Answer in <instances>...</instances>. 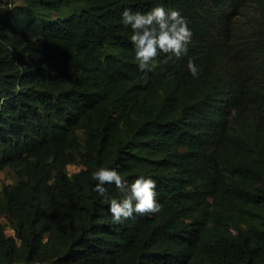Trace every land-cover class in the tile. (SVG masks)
Segmentation results:
<instances>
[{
    "label": "trees",
    "instance_id": "obj_1",
    "mask_svg": "<svg viewBox=\"0 0 264 264\" xmlns=\"http://www.w3.org/2000/svg\"><path fill=\"white\" fill-rule=\"evenodd\" d=\"M23 1L0 8V264H264V0ZM158 4L193 43L145 73L121 13ZM101 166L154 179L160 211L113 224Z\"/></svg>",
    "mask_w": 264,
    "mask_h": 264
},
{
    "label": "clouds",
    "instance_id": "obj_2",
    "mask_svg": "<svg viewBox=\"0 0 264 264\" xmlns=\"http://www.w3.org/2000/svg\"><path fill=\"white\" fill-rule=\"evenodd\" d=\"M121 22L130 27V40L135 49V62L142 72L154 71L159 54H167L169 59H180L188 55L193 43V31L188 20L178 10H167L163 4L147 12L124 8ZM188 71L193 78H198L200 69L194 61H189ZM91 180L96 182L92 191L101 203L109 205L111 221L119 225L134 214H152L160 211L156 181L144 174L138 175L131 183L123 177L117 167L101 166L91 172ZM106 185H114L120 198L108 194Z\"/></svg>",
    "mask_w": 264,
    "mask_h": 264
},
{
    "label": "rangeland",
    "instance_id": "obj_3",
    "mask_svg": "<svg viewBox=\"0 0 264 264\" xmlns=\"http://www.w3.org/2000/svg\"><path fill=\"white\" fill-rule=\"evenodd\" d=\"M25 2L23 0H12V5L14 6H23ZM5 7V4L1 2L0 0V8ZM52 19H58V14L52 13L50 15ZM79 137L81 144H84V135L79 132ZM82 168L81 160L78 158L77 163L69 165L68 166V172L69 174H74L79 172V170ZM17 175L16 171L13 168H6L4 171L0 174V203L2 204L3 200V193L2 190L4 187H11L17 183ZM0 226L5 230L6 236L10 237L14 235V230L12 229V225L8 221V219L0 213Z\"/></svg>",
    "mask_w": 264,
    "mask_h": 264
},
{
    "label": "built area",
    "instance_id": "obj_4",
    "mask_svg": "<svg viewBox=\"0 0 264 264\" xmlns=\"http://www.w3.org/2000/svg\"><path fill=\"white\" fill-rule=\"evenodd\" d=\"M21 264H37V263H32V262H30V263H21Z\"/></svg>",
    "mask_w": 264,
    "mask_h": 264
}]
</instances>
